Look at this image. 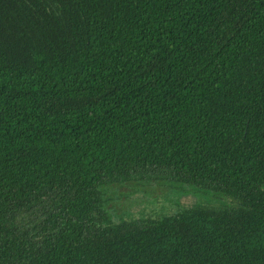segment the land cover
<instances>
[{
	"label": "trees",
	"instance_id": "trees-1",
	"mask_svg": "<svg viewBox=\"0 0 264 264\" xmlns=\"http://www.w3.org/2000/svg\"><path fill=\"white\" fill-rule=\"evenodd\" d=\"M158 173L234 205L104 216ZM0 264H264V0H0Z\"/></svg>",
	"mask_w": 264,
	"mask_h": 264
},
{
	"label": "rangeland",
	"instance_id": "rangeland-1",
	"mask_svg": "<svg viewBox=\"0 0 264 264\" xmlns=\"http://www.w3.org/2000/svg\"><path fill=\"white\" fill-rule=\"evenodd\" d=\"M173 181L172 176L161 173L107 180L101 188L100 209L111 222H119L167 214L200 203L234 205L232 198L221 192Z\"/></svg>",
	"mask_w": 264,
	"mask_h": 264
}]
</instances>
